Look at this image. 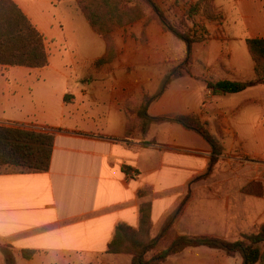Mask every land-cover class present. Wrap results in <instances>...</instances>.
<instances>
[{"label": "crops", "instance_id": "0c3cea01", "mask_svg": "<svg viewBox=\"0 0 264 264\" xmlns=\"http://www.w3.org/2000/svg\"><path fill=\"white\" fill-rule=\"evenodd\" d=\"M14 1L45 35L51 63L15 72L0 67L8 71L0 79V125L54 134L55 143L47 172L0 169V264H8L6 253L15 264H132V255L110 254L109 245L120 224L139 229L141 206L148 203L153 238L170 216L163 230L188 218L208 223L203 194L210 190L196 177L208 165L211 145L175 123L152 122L145 134L126 138L127 113L145 96L144 76L124 72L134 64L120 62V52L112 69L96 67L107 44L72 2ZM61 48L70 54L68 62ZM57 57L65 71L54 65ZM253 77L251 66L248 79ZM201 89L192 77L175 80L149 114H200ZM214 219L226 225L224 214ZM23 251L35 254L27 260ZM216 251L188 248L164 264H209Z\"/></svg>", "mask_w": 264, "mask_h": 264}, {"label": "rangeland", "instance_id": "374dc122", "mask_svg": "<svg viewBox=\"0 0 264 264\" xmlns=\"http://www.w3.org/2000/svg\"><path fill=\"white\" fill-rule=\"evenodd\" d=\"M68 1L72 2L69 3L72 9L76 7L83 15L79 8V2L83 0ZM131 1L143 6L145 17L112 34L116 48L113 64L119 52L120 62L134 64L125 68L124 72L144 76L143 91L149 98L161 92L164 81L173 69L182 66L188 70L190 74L181 78L192 77L202 88L199 97L202 110L200 114H192L195 119L191 123L197 126L206 124L221 152L213 164L210 156L208 165L196 177L210 190L203 194L209 200L206 203L210 213L208 223L195 218L192 221L188 218V221L177 225L174 223L159 249L166 248L179 235L178 230L183 229L197 236H212L230 242L256 233L264 225V218H261L264 215V198L248 195L244 193V188L253 182L264 183V85L240 94L212 95L207 90L206 81H248L255 78L248 79L251 66L255 69V62L246 40L251 37L264 38V0H216L213 6L224 15L220 22L208 20L203 12L189 17L188 10L199 0H151L182 31L191 29L194 23L206 26L209 35L205 41L193 45L190 58L186 43L164 28L147 0ZM52 10H55L54 7ZM57 18L62 19L61 10L57 12ZM60 34L64 36L61 31ZM61 52L68 62L70 54L63 48ZM58 59L64 61L57 57L54 65L65 71L66 64ZM113 64L97 68L112 69ZM16 70L20 68L11 72ZM1 77H8V71L0 70ZM2 89L0 87V105L4 104ZM208 119L212 120L211 126ZM219 214L226 217V225L214 223V217ZM238 215L242 217L241 220L237 219ZM170 219L171 216L165 219L160 233ZM262 250L264 253V245ZM216 252V255L209 257V264H242L240 255L229 256L220 250Z\"/></svg>", "mask_w": 264, "mask_h": 264}, {"label": "trees", "instance_id": "16d2710c", "mask_svg": "<svg viewBox=\"0 0 264 264\" xmlns=\"http://www.w3.org/2000/svg\"><path fill=\"white\" fill-rule=\"evenodd\" d=\"M61 3L67 0H54ZM216 0H199L189 10V17L204 13L208 20L220 22L224 15L213 4ZM160 18L164 28L184 41L191 57L193 45L205 41L209 31L204 25L194 23L186 31L172 24L159 9L157 4L147 0ZM79 8L94 32L107 44L106 55L96 62V67L111 65L116 59V48L112 34L119 28L131 25L145 17V9L139 2L131 0H83ZM251 57L255 62V78L248 81L221 80L206 81V86L214 95H234L264 85V38L246 40ZM50 54L47 39L31 18L14 0H0V67L44 69L50 66ZM190 72L179 66L173 69L159 94L147 97L135 111L127 113L129 124L126 138L145 134L152 122L175 123L200 134L212 147V164L221 155L218 143L205 125H195L191 121L194 116L165 115L152 117L149 108L166 91L176 79ZM131 114V115H130ZM133 115V117H132ZM54 134L39 133L21 128L0 126V169L16 168L22 172H47L51 166ZM244 193L264 198V183L253 182L244 188ZM171 226H167L162 234L153 238L152 204L141 206V222L139 229L127 224H120L116 229L113 241L109 245V253L114 255H132V264H164L188 248H209L220 250L229 256L240 255L242 264H258L264 261L262 246L264 245V225L256 233L243 235L241 239L230 242L212 236L177 235L164 249H159ZM35 252L23 251V257L31 259ZM8 264H15V259L6 253Z\"/></svg>", "mask_w": 264, "mask_h": 264}]
</instances>
